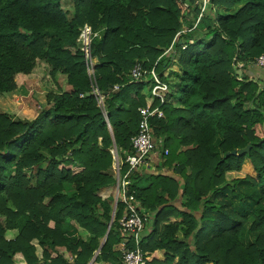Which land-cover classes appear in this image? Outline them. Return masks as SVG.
Instances as JSON below:
<instances>
[{
    "label": "trees",
    "instance_id": "trees-1",
    "mask_svg": "<svg viewBox=\"0 0 264 264\" xmlns=\"http://www.w3.org/2000/svg\"><path fill=\"white\" fill-rule=\"evenodd\" d=\"M70 1L69 14L63 0H0V96L32 79L46 91L33 120L0 113V264H89L98 249L96 264H122L124 205L100 247L113 198L99 191L116 184L113 140L122 159L133 152L149 85L131 81L136 63L161 75L178 68L173 101L150 121L161 141L157 171L128 176L151 216L147 264H264V81L245 73L264 52V0ZM84 23L95 33L93 76L77 41ZM246 157L255 177L242 171ZM246 181L259 195L241 214L225 190L243 200Z\"/></svg>",
    "mask_w": 264,
    "mask_h": 264
},
{
    "label": "built area",
    "instance_id": "built-area-1",
    "mask_svg": "<svg viewBox=\"0 0 264 264\" xmlns=\"http://www.w3.org/2000/svg\"><path fill=\"white\" fill-rule=\"evenodd\" d=\"M94 36L95 33L88 23H84L80 27V34L77 41L79 43V49L86 59L87 70L90 76L94 74V61L90 56V43ZM184 47L185 46L182 48ZM170 50L171 48L166 50L165 53L170 52ZM158 60L159 58L157 61ZM250 64L264 68V52L258 55ZM154 66L150 70H147L144 69L140 63H136L131 69L130 76L133 82H141L145 77H148L149 96L145 105L138 108L140 114L138 131L130 138L133 152L126 154L123 159L114 155L115 162L113 170L114 174L117 176L115 186L116 195L113 201V207L115 208L114 214L118 203L124 205L123 213L118 221L119 230L123 237L117 246L122 264H147L145 259L146 253L141 247V241L143 239L148 216L142 210L141 204L134 193L130 192L128 176L131 171L142 167L150 154L157 151L159 142H161L154 137L150 121L152 118H162L164 116L162 106L170 99V88L168 83L162 79V75L155 71ZM241 66H243V63H241ZM114 88H116V86H114ZM93 89H96V87L94 86ZM96 95H99L98 91ZM98 100L101 103L102 96L99 95ZM164 153L167 154L168 149L165 148ZM157 155L159 156V152ZM124 163L127 164L128 167L125 172L122 170ZM99 253L100 251H98L96 255Z\"/></svg>",
    "mask_w": 264,
    "mask_h": 264
},
{
    "label": "rangeland",
    "instance_id": "rangeland-1",
    "mask_svg": "<svg viewBox=\"0 0 264 264\" xmlns=\"http://www.w3.org/2000/svg\"><path fill=\"white\" fill-rule=\"evenodd\" d=\"M62 4L64 7V10H66L70 14L71 9H72L70 6L71 1L70 0H63ZM166 50H168V49H166ZM170 53H168L166 55L169 56ZM248 69H251V71L255 75L254 79H262L264 81V68H260V67L254 66V65H248L245 70L247 71ZM55 80H56L57 85L62 90H64V91L68 90V84H67V80H66L65 75L58 73L55 75ZM175 86H176V84H175ZM1 97H3V98H2V100H0V113L6 115L8 117H12V118H21V119L33 120L34 118H36V116L38 115V112L41 110V108L46 106V91H45L43 85L38 80H33V79L27 80L23 83L22 87H20L19 89L15 90L13 92L7 93V95L4 94ZM98 103L100 104L99 101H98ZM110 153L112 155L113 162H112V166H111V169L109 170V172H110V174H112L117 179V176L114 174V170H113L114 162H115L114 155H116L120 159H122V157L118 153L117 148H114L113 146L110 148ZM242 171L245 174L256 175L252 170L245 168V166H243V165H242ZM30 173L31 172L29 170H25V174L27 176H29ZM247 185H248L247 188L250 190L249 195L250 194L252 195L253 191H254V189H253L254 186L250 182H248ZM115 186H116V184L112 185V186L103 187V188H101L99 193L104 198H113V201H114V198L116 195V187ZM247 198H249V197H247ZM240 202H242V200H240ZM113 206H114V202H113ZM1 221H2V217L0 216V222ZM16 235H17L16 230H8L6 233L7 239H10V240L14 239ZM255 236H256L255 234H252L250 240H254ZM103 239H102V241H103ZM32 244L36 247L37 256L41 257L42 251H41L40 246L37 243V240H33ZM67 257L71 261V257H69V256H67Z\"/></svg>",
    "mask_w": 264,
    "mask_h": 264
},
{
    "label": "crops",
    "instance_id": "crops-1",
    "mask_svg": "<svg viewBox=\"0 0 264 264\" xmlns=\"http://www.w3.org/2000/svg\"><path fill=\"white\" fill-rule=\"evenodd\" d=\"M168 53L169 52H167V54ZM170 57L173 58L174 61H176V58H177L176 55H175V57L173 55H171ZM165 63H167V61H165ZM176 72H178L177 66L176 65H172L169 69L165 70L162 73V76L165 78V80H167V83H168L169 88H170V93H169L170 101H173L174 98H173L172 95L177 90L176 89V86H175V84H176V82L178 80V78L175 75ZM245 73L248 74V75H250V76H252V77L255 76L253 74V72L251 71V69H248L247 71L245 70ZM148 88H149V86L146 85L142 89V94L145 97V102L147 101L148 96H149ZM4 94L7 95V93H4ZM4 94H2V95H4ZM2 98L3 97H1L0 100H2ZM160 143L161 142H159V144ZM158 152H159V150L157 148V151H155L153 154H150V156L148 157V159L143 163L142 167H140L139 170H143L145 172H153V171L156 172L157 171V168H158V164H159V160H158V157H157L158 156L157 155ZM246 163H248L247 169L252 170L256 174V172L254 171V168H253V166L251 164V161H250V159L248 157H246L244 159L243 166H245ZM251 176L255 177L256 175H251ZM247 184H248L247 181L246 182H242V183L239 184L240 190L245 195V198L242 200V202H240V200L235 195H232V193L229 190H225L226 194H228L230 196V198L232 199V202H233L235 208L241 214H244V213H246L248 211H251L255 207V203H256V200H257L258 195H259V188L258 187H253V189H254L253 194L252 195L251 194L249 195L250 190L247 188V186H248ZM247 197H249V198H247ZM147 216H148V221L146 223V228L144 230L143 238L146 235V230H148L147 229V226L149 227L148 222L151 219V216H149V215H147ZM163 254H164V251L163 250H159L158 251V258H159V260H163L164 259L163 258L164 255ZM92 264H96L95 261ZM206 264H213V263H206Z\"/></svg>",
    "mask_w": 264,
    "mask_h": 264
},
{
    "label": "water",
    "instance_id": "water-1",
    "mask_svg": "<svg viewBox=\"0 0 264 264\" xmlns=\"http://www.w3.org/2000/svg\"><path fill=\"white\" fill-rule=\"evenodd\" d=\"M179 43H181V41H180ZM242 73H243L242 70H238V71H237V74H238V75H243ZM96 92H97V89H93V90H92V93H96ZM103 114H104V116H105V118H106V121L108 122V119H107L106 111H105V110H103ZM108 126H109L110 131H112V130H111V127H110L109 124H108ZM113 147L116 148V144H115V141H114V140H113ZM250 148H251V145H247V146H245L244 148H241V149H239V150H233L231 153H232L233 155H244V154H246V153H248V152L250 151ZM114 209H115V208L113 207V212H112V215H111V220H110V222H109V224H108L107 232H106V234H105V236H104L103 241H102L101 244H100V247L103 245L104 241L106 240V237H107V234H108L109 228H110V226H111V224H112L113 217H114ZM98 251H99V249L95 252L94 257H93L92 260L89 262V264H92V263L94 262L95 257H96V254L98 253Z\"/></svg>",
    "mask_w": 264,
    "mask_h": 264
}]
</instances>
